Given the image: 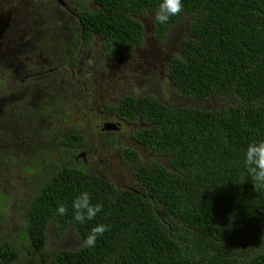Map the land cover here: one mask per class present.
I'll return each instance as SVG.
<instances>
[{
  "label": "trees",
  "instance_id": "trees-1",
  "mask_svg": "<svg viewBox=\"0 0 264 264\" xmlns=\"http://www.w3.org/2000/svg\"><path fill=\"white\" fill-rule=\"evenodd\" d=\"M92 1L96 10L80 12L75 29L84 49L97 37L107 55H130L144 41L139 17L153 16L152 39L159 43L186 22L189 37L167 70L172 88L193 101L232 103L196 109L125 96L116 107H106L127 124L144 123L133 139L167 160L168 166L154 163L135 172L139 191L118 190L72 167L69 158L42 168L41 159L24 163L12 157L11 167L27 171L31 191L20 234L40 251L50 226L61 235L73 232L79 250L57 253L56 264H237L228 246L254 238L256 246L240 264H264V188H254L243 163L247 145L264 140V0H182V13L165 25L155 22L160 0ZM72 138L69 142H82ZM123 157L136 161L138 154L125 150ZM85 191L103 211L79 224L72 202ZM61 203L68 209L63 216L56 211ZM10 204L0 201V210ZM100 223L109 230L94 248L82 247ZM0 239V264H13L17 255L8 234Z\"/></svg>",
  "mask_w": 264,
  "mask_h": 264
},
{
  "label": "rangeland",
  "instance_id": "rangeland-1",
  "mask_svg": "<svg viewBox=\"0 0 264 264\" xmlns=\"http://www.w3.org/2000/svg\"><path fill=\"white\" fill-rule=\"evenodd\" d=\"M9 1L0 0V20L13 28L15 20L10 17L15 13L9 15L7 3L12 4ZM79 1L89 11L96 10V6H92L90 0ZM54 16L55 19L52 20L59 19L56 13ZM138 20L144 27V41L143 45L133 50L130 55L127 52H120L115 56L107 55L103 49V41L97 37H94L89 45H85L84 49L80 37H76L77 31L72 22L67 23L65 28L60 26L52 33L54 41L51 42V46L55 49L53 55L66 67L70 65L68 71H63L61 78L72 83L77 81L80 83L79 92L70 85L67 92L69 97L51 104L53 108L50 109L56 123L53 133L57 130L63 134L75 131L74 135L80 136L82 140L77 144L73 143L81 146L77 154H85V157H81L85 162L79 159L77 166H94L118 190L131 188L139 191L141 187L134 175L140 167L154 163L163 166L168 164L164 157L145 150L133 139L134 131L143 127L141 122L127 124L115 117L106 107H116L125 96L134 98L151 96L167 107L196 109H216L232 103L230 100L193 101L178 96L168 79L167 70L170 62L180 56L181 44L189 37L187 23L182 22L173 28L167 40L159 43L152 39L153 16H142ZM73 58L78 60L75 66L72 62ZM6 84L9 87L10 83ZM83 87L87 92L81 90ZM4 91L6 89L0 86V92ZM46 112L49 110L46 109ZM62 118L65 119V123L59 121ZM108 124L111 130L106 129ZM125 150L135 151L138 159L131 161L124 158ZM13 158L17 162L21 159L17 155H13ZM44 158L42 157L41 160L43 161ZM51 158L54 161L52 165L66 163L61 162L63 158L56 154L51 155ZM3 181L4 183L0 184V191L5 197L12 199V204L0 210L4 211L3 216L1 215L2 220L0 219V238L2 232L8 234L7 242L12 244L17 255L13 264H56L54 259L57 253L79 250L80 243L73 232L61 235L51 226L47 233V243L40 251L33 250L28 240L18 239L17 235L23 226L20 217L31 193L26 185L29 176L20 165L11 167L9 163ZM255 240L256 238L250 241L242 240L229 245L228 257L234 258L237 264H240L248 251L256 246Z\"/></svg>",
  "mask_w": 264,
  "mask_h": 264
},
{
  "label": "flooded vegetation",
  "instance_id": "flooded-vegetation-1",
  "mask_svg": "<svg viewBox=\"0 0 264 264\" xmlns=\"http://www.w3.org/2000/svg\"><path fill=\"white\" fill-rule=\"evenodd\" d=\"M10 1L12 4L7 3V9L9 15L15 13L10 17L15 20L14 27H8L0 20V86L6 89L0 92V184L4 183L3 175L8 172V164L12 161L9 158L13 155L19 156V161L24 163L45 157L42 168L52 160L51 155L70 156L68 162L72 167L82 168L107 180L94 166H77L85 154H77L81 150L80 144L69 142L76 132L63 134L57 130L53 133L56 123L50 109L54 101L69 97L70 85L74 90L80 85L79 81L72 83L61 78L70 65L66 67L53 55L52 33L60 26L65 28L69 22L74 24V29L78 28L79 13L88 9L79 0ZM90 3L95 6L92 0ZM54 13L59 17L56 21L52 20L55 19ZM60 63L62 65H58ZM6 83H10L9 87ZM81 90L87 92L84 87ZM59 121L65 123L63 118ZM142 125L141 128L146 127L144 123ZM7 200L12 204V199L0 191V201ZM17 237L21 241L27 240L20 233Z\"/></svg>",
  "mask_w": 264,
  "mask_h": 264
},
{
  "label": "clouds",
  "instance_id": "clouds-1",
  "mask_svg": "<svg viewBox=\"0 0 264 264\" xmlns=\"http://www.w3.org/2000/svg\"><path fill=\"white\" fill-rule=\"evenodd\" d=\"M184 9L182 0H160L155 11V22L165 25L173 16H179ZM244 166L248 175L251 177L254 188H264V140L252 141L247 145L244 153ZM73 219L84 224L87 221L96 218L97 214L103 211L102 204H92L91 194L82 192L72 202ZM61 216L68 211L65 204L61 203L56 209ZM109 230V225L100 223L91 228L85 239L82 241V247L94 248L99 237H102Z\"/></svg>",
  "mask_w": 264,
  "mask_h": 264
},
{
  "label": "water",
  "instance_id": "water-1",
  "mask_svg": "<svg viewBox=\"0 0 264 264\" xmlns=\"http://www.w3.org/2000/svg\"><path fill=\"white\" fill-rule=\"evenodd\" d=\"M106 129H107V130H111V128H110L109 126H106Z\"/></svg>",
  "mask_w": 264,
  "mask_h": 264
}]
</instances>
